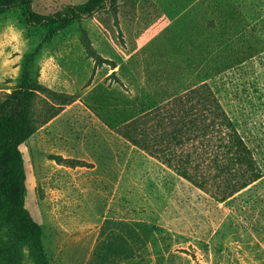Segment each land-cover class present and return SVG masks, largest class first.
I'll list each match as a JSON object with an SVG mask.
<instances>
[{
	"label": "rangeland",
	"instance_id": "obj_1",
	"mask_svg": "<svg viewBox=\"0 0 264 264\" xmlns=\"http://www.w3.org/2000/svg\"><path fill=\"white\" fill-rule=\"evenodd\" d=\"M6 1L0 123L25 100V208L43 238L17 239L0 213V264H264V53L208 81L263 173L227 201L211 200L118 135L155 107L129 60L172 18L185 15L180 27L190 34L236 10L260 49L264 0ZM78 7L83 14L68 27L28 22ZM4 150L0 130V159ZM5 189L0 180V195Z\"/></svg>",
	"mask_w": 264,
	"mask_h": 264
},
{
	"label": "trees",
	"instance_id": "obj_2",
	"mask_svg": "<svg viewBox=\"0 0 264 264\" xmlns=\"http://www.w3.org/2000/svg\"><path fill=\"white\" fill-rule=\"evenodd\" d=\"M18 2L21 0H7L6 6ZM110 2L115 6L117 0ZM82 14V7L46 17L29 14L28 22L41 28L68 27ZM184 16L131 56L129 66L143 79L155 107L120 126L118 135L196 185L211 200L223 203L258 182L263 173L208 81L264 53V43L255 37L261 46L257 49L246 38L247 26L237 18L236 10L218 22L209 21L200 30L194 28L190 34L180 27ZM88 51L93 54L90 46ZM147 55L152 62L141 61ZM70 100L63 98L62 104L68 105ZM0 130L5 147L0 180L6 187L0 195L2 221L14 230L17 239L42 242V229L25 208L26 171L20 146L31 137L25 100L14 105L11 117L0 123Z\"/></svg>",
	"mask_w": 264,
	"mask_h": 264
},
{
	"label": "crops",
	"instance_id": "obj_3",
	"mask_svg": "<svg viewBox=\"0 0 264 264\" xmlns=\"http://www.w3.org/2000/svg\"><path fill=\"white\" fill-rule=\"evenodd\" d=\"M185 11H186V10H185ZM185 11H183V12L180 14V16H181ZM178 17H179V16H178ZM178 17H177V18H178ZM177 18H172L171 21L176 20Z\"/></svg>",
	"mask_w": 264,
	"mask_h": 264
}]
</instances>
